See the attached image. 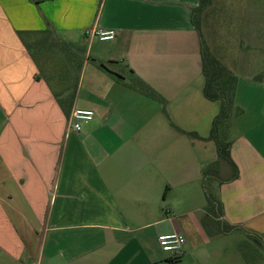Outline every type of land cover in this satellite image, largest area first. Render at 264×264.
Returning <instances> with one entry per match:
<instances>
[{"label": "crops", "instance_id": "0c3cea01", "mask_svg": "<svg viewBox=\"0 0 264 264\" xmlns=\"http://www.w3.org/2000/svg\"><path fill=\"white\" fill-rule=\"evenodd\" d=\"M198 4L0 0V264H246L230 241L246 233L264 248V52L219 51L214 19L200 18V36L190 21ZM68 37L86 43L77 80L53 87L32 50ZM201 40L235 77L239 114L227 137L238 176L211 183L218 220L235 229L211 237L218 226L203 223L202 171L216 160L207 138L219 103L203 96ZM134 78L159 98L131 87ZM71 92L70 107L60 105ZM73 109L93 112L79 132ZM172 232L185 239L178 257L157 243Z\"/></svg>", "mask_w": 264, "mask_h": 264}, {"label": "rangeland", "instance_id": "374dc122", "mask_svg": "<svg viewBox=\"0 0 264 264\" xmlns=\"http://www.w3.org/2000/svg\"><path fill=\"white\" fill-rule=\"evenodd\" d=\"M210 1L208 4L209 8L207 7L208 9L200 13L199 20L202 17L201 20L204 23L208 22V19L210 21L214 19V28L215 32H217L216 39L218 40V45H222L219 51L225 49L224 52L230 54L232 58H237L238 56L252 57L256 53L260 55L264 52V0H260V5L254 2V0H212V8L210 7ZM202 31L203 34L206 33L204 29ZM46 36L48 37L49 35ZM24 40L26 43H30L32 37H25ZM68 40L71 43L58 39L60 44L56 43V49L54 50H52L54 44H49L48 42L42 43L41 52L32 50V57L41 67L43 77L53 87L57 84H62L69 88L77 80L78 55L76 51L81 53L82 49H85L86 43L83 46H77L76 40L70 37H68ZM220 40L223 42H219ZM42 41L45 40L43 39ZM253 70L252 68L249 69V71ZM241 83L247 82L243 81ZM242 96L247 100V94H243ZM235 108L234 111L237 112V108ZM237 116L239 114L234 113L230 121L222 125L220 137L229 140L227 137L230 136L231 138L236 133L238 129L236 127L237 119L235 120V118ZM206 191L209 195H215L213 188H211V182H208ZM204 203L206 205V200H203ZM237 237L234 234L230 237V241L235 243L233 247L239 252L238 248H240L241 242L237 240ZM236 242L238 243L236 244ZM243 248H248V253L251 251L255 254V256H252L250 253L246 254V259H244L243 255L239 252L241 259L246 264L257 260L260 262L264 261L263 248H260L255 253V251H252L255 247L249 240H245Z\"/></svg>", "mask_w": 264, "mask_h": 264}, {"label": "trees", "instance_id": "16d2710c", "mask_svg": "<svg viewBox=\"0 0 264 264\" xmlns=\"http://www.w3.org/2000/svg\"><path fill=\"white\" fill-rule=\"evenodd\" d=\"M209 0H199V4L195 9L191 10L190 13V21L200 36V22L199 15L200 13L208 7ZM50 38L53 36V33L50 31L45 32ZM47 38V39H48ZM79 52L76 51V54ZM81 54V53H80ZM95 62V60H90ZM98 66L104 70L105 67L102 64H98ZM200 71L205 79V84L203 86V96L210 102H218L219 103V112L217 116L212 120L211 129L209 132L208 140H211L215 144L216 149V160L206 166L202 171V179H203V190L206 200L205 206V222H216L218 226L217 231L212 233H207L209 237L218 234H227L231 232L235 227L229 226L226 223L220 222L218 220L222 214V206L220 201L216 198V195L212 196L207 194V184L208 182L217 181L218 185L226 182L233 181L238 176V170L231 160L230 157V142L222 137H220V128H223L227 121H230L234 111L233 107V96H234V88L236 79L233 74L224 68L221 63L217 60V58L213 55L211 50L207 48L204 42L201 40L200 47ZM135 90L142 93L143 95L149 96L151 98H159L155 91H153L149 86L145 85L138 79L133 80L132 86ZM60 96H57V98ZM73 94L72 92L67 94L66 96L59 99V104H67V107H70V103L72 100ZM189 136L196 137L195 134H188ZM225 170V171H223ZM210 186V185H209ZM212 188V186H211ZM214 190V188H213ZM215 192V190H214ZM217 220V221H215ZM245 239L252 241L255 240L260 247L261 244L258 238L252 237L250 234H245ZM244 242L240 243L239 252L243 255L244 259L246 254H251L255 256L251 251L247 252L248 248H243ZM255 248L252 251H259L260 248L254 245ZM264 249V248H263Z\"/></svg>", "mask_w": 264, "mask_h": 264}, {"label": "built area", "instance_id": "2783aa9c", "mask_svg": "<svg viewBox=\"0 0 264 264\" xmlns=\"http://www.w3.org/2000/svg\"><path fill=\"white\" fill-rule=\"evenodd\" d=\"M86 36H95L99 41H111L115 38L113 31H86ZM93 119V112L89 110L73 109L69 116L71 128L74 132L81 130L83 123L90 122ZM157 243L160 250L172 257H178L182 254L185 239L182 235L172 232L168 234H161L157 237ZM31 264H38L33 262Z\"/></svg>", "mask_w": 264, "mask_h": 264}]
</instances>
